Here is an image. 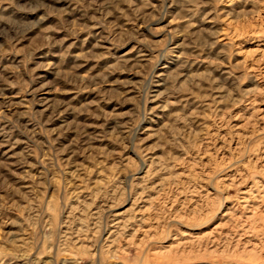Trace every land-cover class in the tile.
Wrapping results in <instances>:
<instances>
[{
    "label": "rangeland",
    "instance_id": "obj_1",
    "mask_svg": "<svg viewBox=\"0 0 264 264\" xmlns=\"http://www.w3.org/2000/svg\"><path fill=\"white\" fill-rule=\"evenodd\" d=\"M0 264H264V0H0Z\"/></svg>",
    "mask_w": 264,
    "mask_h": 264
}]
</instances>
